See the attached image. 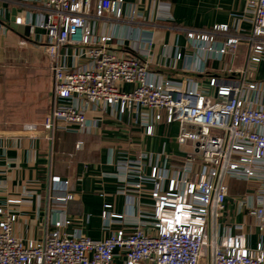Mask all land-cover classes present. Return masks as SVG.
<instances>
[{
    "label": "built area",
    "instance_id": "1",
    "mask_svg": "<svg viewBox=\"0 0 264 264\" xmlns=\"http://www.w3.org/2000/svg\"><path fill=\"white\" fill-rule=\"evenodd\" d=\"M37 1L44 16L39 24L29 21L30 38L46 55L50 101L40 119L17 128L5 122L0 134L45 141L52 157L59 132L90 135L104 121L131 115L146 136H154L163 121L177 123V143L192 149L182 162L152 154L122 160V192L147 193L152 207L132 210L130 220L105 211L103 217L119 228L100 241L66 231L72 221L64 207L74 195L68 180L50 172L41 239L23 243L15 235L14 207L21 200L0 204V264H264V238L249 248L244 234L226 229L221 235L219 224L230 182H243L251 188L240 206L264 236V83L250 81L264 61V0H246L250 34L242 33L239 19L234 36L224 37L228 25L187 31L186 52L175 35L163 43L173 51L166 58L175 67L185 62L198 75L206 73L208 59L222 61L246 43L241 78L210 77L205 87L170 84L157 75L149 83L156 34L128 26L119 36V23L147 20L137 8H124L125 0ZM161 5L153 20L173 21L170 5ZM16 23L23 24L22 18ZM5 30L0 25V36Z\"/></svg>",
    "mask_w": 264,
    "mask_h": 264
},
{
    "label": "crops",
    "instance_id": "2",
    "mask_svg": "<svg viewBox=\"0 0 264 264\" xmlns=\"http://www.w3.org/2000/svg\"><path fill=\"white\" fill-rule=\"evenodd\" d=\"M160 3L163 8L170 5L173 21L156 23L153 20L154 9ZM123 6L137 8L147 20L141 24L119 23L121 27L116 30L119 36L128 26L156 34V56L155 63L149 65V83L156 75L170 84L188 86L193 82L200 87L207 86L210 77L241 78L240 70L246 64L248 54L246 43L239 46L235 55H229L222 61L208 59L203 75L188 70L185 62L175 67L171 57L166 58L169 54L172 56L173 51L165 48L163 43L175 35L178 45L186 52L189 50L187 31H208L216 25H228L230 31L224 37L234 36L239 19L242 33L250 34L252 24L246 19V0H125ZM0 16L3 19L0 25L6 29L0 36L1 130L5 122H12L13 128H17L22 122L40 119L50 97L46 92L48 64L43 46L34 42L32 37L26 38L14 32L9 24L13 16L16 20L22 18L21 25L30 26L29 21L39 24L44 16L40 4L37 0H0ZM99 25L103 27L102 23ZM41 33L39 30L38 34ZM250 81L260 85L264 83V61L256 66ZM132 88V85L126 87L128 90ZM177 134V123L163 121L157 126L154 136H146L134 117L125 115L102 122L94 134L59 132L52 157L45 141L0 134V204L9 199L21 200L14 207L18 213L15 235L23 243L41 239L51 172L61 180H68L69 192L74 195V199L64 207L72 221L66 231L83 233L96 241L105 239L119 228L103 217L105 211L107 214L124 215L130 220L132 210L152 207L149 194L122 192L120 162L136 159L141 154H152L172 162L185 161L192 147L189 144L180 146L176 141ZM78 143L80 148L76 149ZM248 186L243 182H230L225 210L219 219L220 234L223 235L226 229H230L232 235L242 233L247 246L255 248L264 236L248 210L240 206L239 200ZM106 205L112 207L106 209ZM56 216L53 213L52 217ZM241 225L242 231L236 229Z\"/></svg>",
    "mask_w": 264,
    "mask_h": 264
},
{
    "label": "water",
    "instance_id": "3",
    "mask_svg": "<svg viewBox=\"0 0 264 264\" xmlns=\"http://www.w3.org/2000/svg\"><path fill=\"white\" fill-rule=\"evenodd\" d=\"M0 20L3 21V19H2L1 16H0ZM9 24H10V28L14 32H16V33H18V34H20V35H22V36H24L26 38L30 37V26H27V25H18L16 23V19H15L14 16L11 18Z\"/></svg>",
    "mask_w": 264,
    "mask_h": 264
},
{
    "label": "rangeland",
    "instance_id": "4",
    "mask_svg": "<svg viewBox=\"0 0 264 264\" xmlns=\"http://www.w3.org/2000/svg\"><path fill=\"white\" fill-rule=\"evenodd\" d=\"M240 45H244V44L241 43ZM240 45H239V46H240ZM244 186H245V185H244ZM245 188H246V189H245L246 191H247V190H250V189H249V188H250L249 186H248V187H245Z\"/></svg>",
    "mask_w": 264,
    "mask_h": 264
}]
</instances>
